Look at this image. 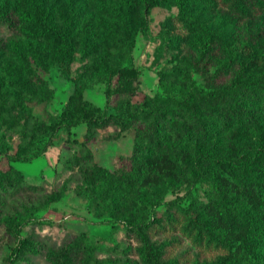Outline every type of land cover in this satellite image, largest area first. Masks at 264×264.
I'll use <instances>...</instances> for the list:
<instances>
[{
  "label": "trees",
  "instance_id": "obj_1",
  "mask_svg": "<svg viewBox=\"0 0 264 264\" xmlns=\"http://www.w3.org/2000/svg\"><path fill=\"white\" fill-rule=\"evenodd\" d=\"M164 1L124 0L122 34L113 41L110 51L132 60L136 35L147 28L150 9L161 6ZM175 1L183 7L188 2ZM203 1L226 6L242 23L247 17L264 13V0ZM47 17L36 0H0V54L13 46L20 59V68L15 70L12 83L16 88V103H10L0 93V124L19 128L26 134L17 152L18 162H29L23 156L32 145L27 137L32 135V129H28L26 122H18L13 111L18 110L27 118L30 103L54 93L34 61L48 70L51 46L57 49L62 62L70 60L65 50L72 51L68 33L61 27L63 18L52 24ZM182 22L186 29H195L194 21L182 19ZM19 34L37 39L32 54L26 53L18 41L9 39ZM86 48L91 51L90 45ZM218 50L223 49L212 41L203 50L201 60L183 59V66L177 72L163 73L160 84L166 95L147 97L139 109L131 97L140 71L130 64L111 69L108 62L98 61L93 49L88 55L92 56L91 61L81 67L74 80V91L61 123L44 124L53 131L86 126L84 141L75 148L70 160L85 184L76 190L98 204L95 210L99 218L125 223L128 237L136 241L142 264H181L170 251L171 247L178 246L177 238L166 237L162 242L155 239L160 233L168 232H179L200 251L218 256L199 264H256L247 242L257 232L258 222L264 221V146L248 157L221 163L222 173L214 177L207 190L209 201L202 209L193 203L183 207L170 201L166 212L150 217L149 207L153 202L162 199L163 192L182 183L185 176L182 160L186 158L187 143L194 138L211 139L215 130L226 132L232 126L243 129L252 123L256 112H264V56L246 53L237 66L234 59H218ZM215 60L220 66L211 71ZM194 72L204 77V85L195 82ZM114 76L117 87L112 88ZM94 81L106 83L105 108L85 98V91L94 86ZM109 108L114 112L108 114ZM110 126L136 129L133 152L125 157L131 164L128 169L102 167L89 146L99 130ZM69 188L70 179L49 189L29 182L15 165L0 167V229L4 227L7 234L17 239L12 255L21 258L44 248L49 264H135L129 257L98 258V245L89 242L85 232L66 239L60 246L42 245L33 237L19 238L22 226L38 212L61 201Z\"/></svg>",
  "mask_w": 264,
  "mask_h": 264
},
{
  "label": "rangeland",
  "instance_id": "obj_2",
  "mask_svg": "<svg viewBox=\"0 0 264 264\" xmlns=\"http://www.w3.org/2000/svg\"><path fill=\"white\" fill-rule=\"evenodd\" d=\"M6 0H3V2ZM43 7L48 21L53 24L61 21V27L68 33L72 46L70 60L62 62L57 49L50 47L52 58L48 70L34 61L40 75L48 81L54 90L52 96L29 104L26 116L14 110V118L32 129L29 151L24 158L29 162H18L17 152L26 136L19 128H7L0 124V167L6 169L15 165L22 170L31 183L42 184L52 189L70 179V188L61 201L51 204L38 212L25 223L19 238L33 237L38 243L60 246L66 239L85 232L89 242L98 245V258H130L135 264H142L137 253L136 241L127 235V227L120 220L99 218L88 196L80 194L76 187H85L78 170L70 160L75 148L84 141L86 126L59 128L53 131L45 125L61 123L63 111L74 91V80L81 72V67L91 61L94 49L98 61L108 62L111 69L133 65L140 71L135 82V91L131 97L136 108H141L147 97L166 95L160 84L163 73L177 72L183 59L201 60L205 47L212 41L222 47L218 50V59H234L237 66L247 56L246 53L264 56V13L247 17L240 22L237 15L223 5L210 4L203 0H191L183 6L175 0H165L161 6L150 9L149 24L136 35L133 59H123L113 54L110 46L122 34L125 14L124 0H36ZM182 19L194 21L195 29H186ZM199 26L202 28L199 29ZM18 41L26 53L32 54L37 46L36 38L21 34L9 38ZM91 46V51L87 49ZM0 54V93L10 103L15 102L13 79L15 70L20 68L18 52L13 46ZM220 64L214 61L211 71ZM242 73L243 68L239 69ZM195 82L205 84L204 77L193 73ZM112 88L117 87V77L111 80ZM106 83L94 81V86L85 91V98L101 108L106 105ZM114 109H107V113ZM101 113L100 117H103ZM252 123L240 129L232 126L229 131L215 130L211 139L194 138L186 144V158L182 160L185 176L182 183L163 192L162 199L156 200L149 207L150 217L162 215L170 201L189 207L192 203L202 209L208 203L207 190L210 189L216 175L222 173L220 165L224 160H237L253 155L255 150L264 146V112H256ZM45 124V125H44ZM136 129L121 130L110 126L98 131L97 137L89 143L99 165L110 170L122 166L130 168L125 160L133 152ZM98 205V204H97ZM255 234L248 239V250L256 264H264V221L258 222ZM166 237L178 239V246L171 247L173 257L181 264H195L216 259V253L200 251L179 232L160 233L159 242ZM42 244V245H43ZM17 239L0 229V264H49L44 248L36 254L17 258L12 255Z\"/></svg>",
  "mask_w": 264,
  "mask_h": 264
}]
</instances>
